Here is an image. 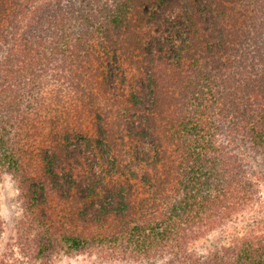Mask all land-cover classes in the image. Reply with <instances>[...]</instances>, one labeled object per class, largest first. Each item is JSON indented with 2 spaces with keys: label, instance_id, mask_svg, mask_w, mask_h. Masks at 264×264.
<instances>
[{
  "label": "trees",
  "instance_id": "16d2710c",
  "mask_svg": "<svg viewBox=\"0 0 264 264\" xmlns=\"http://www.w3.org/2000/svg\"><path fill=\"white\" fill-rule=\"evenodd\" d=\"M0 264H264V0H0Z\"/></svg>",
  "mask_w": 264,
  "mask_h": 264
},
{
  "label": "rangeland",
  "instance_id": "374dc122",
  "mask_svg": "<svg viewBox=\"0 0 264 264\" xmlns=\"http://www.w3.org/2000/svg\"><path fill=\"white\" fill-rule=\"evenodd\" d=\"M18 191L15 181L9 174L0 178V220L5 228L15 219L19 211ZM50 264H92L90 258L84 254L59 255Z\"/></svg>",
  "mask_w": 264,
  "mask_h": 264
}]
</instances>
